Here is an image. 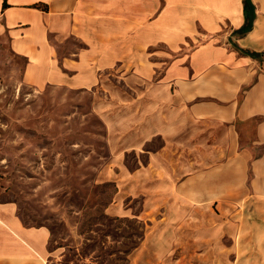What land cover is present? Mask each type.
<instances>
[{
    "label": "crops",
    "instance_id": "crops-1",
    "mask_svg": "<svg viewBox=\"0 0 264 264\" xmlns=\"http://www.w3.org/2000/svg\"><path fill=\"white\" fill-rule=\"evenodd\" d=\"M250 1L238 35L243 0H0V42L36 89L90 90L111 74L132 85L149 105L140 140L162 143L150 170L180 163L187 185L195 150L197 195L228 205L238 259L264 264V0ZM49 238L0 202V264H47Z\"/></svg>",
    "mask_w": 264,
    "mask_h": 264
},
{
    "label": "rangeland",
    "instance_id": "rangeland-1",
    "mask_svg": "<svg viewBox=\"0 0 264 264\" xmlns=\"http://www.w3.org/2000/svg\"><path fill=\"white\" fill-rule=\"evenodd\" d=\"M24 65L1 41L0 202L49 230L47 264H247L228 205L197 195L195 150L187 185L180 163L150 170L162 143L140 140L149 105L132 85L36 89Z\"/></svg>",
    "mask_w": 264,
    "mask_h": 264
},
{
    "label": "trees",
    "instance_id": "trees-1",
    "mask_svg": "<svg viewBox=\"0 0 264 264\" xmlns=\"http://www.w3.org/2000/svg\"><path fill=\"white\" fill-rule=\"evenodd\" d=\"M244 5V25L237 31L238 35H243L251 30L254 20V6L250 0H243Z\"/></svg>",
    "mask_w": 264,
    "mask_h": 264
}]
</instances>
